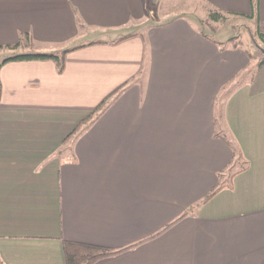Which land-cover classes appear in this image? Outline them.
<instances>
[{
    "label": "crops",
    "instance_id": "0c3cea01",
    "mask_svg": "<svg viewBox=\"0 0 264 264\" xmlns=\"http://www.w3.org/2000/svg\"><path fill=\"white\" fill-rule=\"evenodd\" d=\"M160 1L0 0L8 56L67 51L0 68V264H264V64Z\"/></svg>",
    "mask_w": 264,
    "mask_h": 264
},
{
    "label": "rangeland",
    "instance_id": "374dc122",
    "mask_svg": "<svg viewBox=\"0 0 264 264\" xmlns=\"http://www.w3.org/2000/svg\"><path fill=\"white\" fill-rule=\"evenodd\" d=\"M162 1L159 3L161 4ZM157 4V11L158 5ZM163 12H170L172 14H188L187 16L194 20L198 27L206 32L213 38L223 39L224 36L232 37V44L240 45L241 47L247 48V50L252 51L250 53L253 57L251 64L247 67L240 76L231 84L235 86L243 82L244 80L250 78L251 75L255 74L256 68L259 66L260 62L264 60V41L258 36L257 24L254 19L238 16L234 14H227L226 18L220 21H213L209 18L210 7H207L204 3L199 0H164L163 2ZM168 6L167 10L165 7ZM166 9V10H165ZM167 18L163 17L162 19ZM161 18L156 16L152 21H158ZM143 27V26H142ZM24 38L18 43V48L10 50L9 45L0 47V62L8 55L17 53L19 51H24V47H21L24 43ZM264 64V63H263ZM231 85L229 87H231ZM227 87V88H229ZM222 95H225L222 93ZM222 100H224L222 98ZM221 100V102H222ZM224 126L219 124L218 130L224 132Z\"/></svg>",
    "mask_w": 264,
    "mask_h": 264
},
{
    "label": "trees",
    "instance_id": "16d2710c",
    "mask_svg": "<svg viewBox=\"0 0 264 264\" xmlns=\"http://www.w3.org/2000/svg\"><path fill=\"white\" fill-rule=\"evenodd\" d=\"M227 14L232 13H224L217 9H210L209 12V18L213 21H220L226 18ZM257 33L258 36L264 41V31L257 27ZM24 37L28 35H23ZM19 44V43H18ZM17 45L13 46L12 48H16ZM67 51H64L63 53L56 54V53H19L14 54L12 56L5 57L0 62V68L1 66L12 60H46L51 59L55 60L58 68L60 71L63 70L64 67V57ZM264 60L260 62V64H263ZM0 95H1V82H0ZM107 99L100 104L95 112L100 111L104 105L106 104ZM87 120V119H86ZM85 122V120L83 121ZM82 122V124H83ZM81 126V125H80ZM79 127V126H78ZM78 130V129H76ZM219 188L214 189L206 198H209L213 194H215ZM122 250H113L109 247L97 245V244H91V243H84V242H78V241H71L66 240L64 241V253H65V260L66 264H94L96 261L114 255Z\"/></svg>",
    "mask_w": 264,
    "mask_h": 264
},
{
    "label": "water",
    "instance_id": "95a60500",
    "mask_svg": "<svg viewBox=\"0 0 264 264\" xmlns=\"http://www.w3.org/2000/svg\"><path fill=\"white\" fill-rule=\"evenodd\" d=\"M263 52H264V50H263Z\"/></svg>",
    "mask_w": 264,
    "mask_h": 264
}]
</instances>
